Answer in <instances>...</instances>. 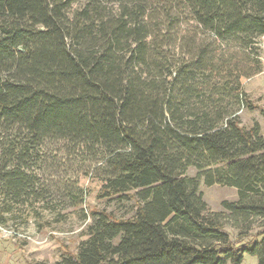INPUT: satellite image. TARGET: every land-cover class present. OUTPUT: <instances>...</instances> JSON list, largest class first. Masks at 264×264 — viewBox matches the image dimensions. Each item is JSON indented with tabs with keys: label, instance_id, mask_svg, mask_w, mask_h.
<instances>
[{
	"label": "trees",
	"instance_id": "1",
	"mask_svg": "<svg viewBox=\"0 0 264 264\" xmlns=\"http://www.w3.org/2000/svg\"><path fill=\"white\" fill-rule=\"evenodd\" d=\"M263 37L264 0H0L3 212L51 209L55 152L78 172L73 207L80 177L134 202L126 219L90 212L88 238L56 264H264V130L240 118ZM201 181L237 190L223 203L236 241Z\"/></svg>",
	"mask_w": 264,
	"mask_h": 264
},
{
	"label": "rangeland",
	"instance_id": "2",
	"mask_svg": "<svg viewBox=\"0 0 264 264\" xmlns=\"http://www.w3.org/2000/svg\"><path fill=\"white\" fill-rule=\"evenodd\" d=\"M189 26H191L190 23L182 21L180 30L185 31ZM259 46L263 72L244 81V91L254 109L243 110L240 118L244 127L251 128L259 123L264 130L262 115L264 111V37L259 39ZM52 154H55L53 155L56 157L55 161L60 163V167L64 166V169L57 172L46 170L43 175V181L47 184L51 195L46 204L51 209L44 210L42 205H37L41 212L40 217L33 215L25 208L17 209L13 213H5L2 210L3 198L0 195V264H56L64 254L76 253L81 241L88 238L86 233L92 221L86 216L90 212L105 210L119 219H126L133 214L134 202L118 203L110 199H101L102 184L97 179L89 177L79 178V187L86 193L85 201L79 207H73L71 198L65 194L64 190L65 184L74 183L78 172L64 164L62 157L55 152ZM187 175L195 177L197 172L191 169ZM200 192L210 211L225 215L222 219L225 231L232 240L236 241L238 233L234 228L235 221L226 213L223 203L236 202L237 190L221 186L207 187L201 181ZM59 214L65 218H60ZM262 224V220L255 218L251 225L250 237L244 239L243 243L257 238V233L262 230ZM240 225L243 224L240 223ZM246 248L249 249L248 246ZM258 262V256L249 253L244 255L243 264H258Z\"/></svg>",
	"mask_w": 264,
	"mask_h": 264
}]
</instances>
